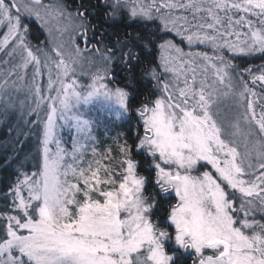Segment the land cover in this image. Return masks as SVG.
I'll return each instance as SVG.
<instances>
[{"label": "snow or ice", "instance_id": "1", "mask_svg": "<svg viewBox=\"0 0 264 264\" xmlns=\"http://www.w3.org/2000/svg\"><path fill=\"white\" fill-rule=\"evenodd\" d=\"M105 4L113 16L126 8L130 19L159 20L160 63L147 70L158 95L135 108L143 132L131 143L118 141L115 155L93 148L85 159L82 141L92 139L94 122L79 106L103 97L118 107V117L128 114L134 77L123 86L104 82L116 53L77 43L88 42L86 9L71 12L64 0H0V29H7L0 51L11 41L9 55L20 56L0 70V95L19 91L33 65L27 93L38 128L36 170H18L0 208V264H182L185 253L192 264H264V65L241 69L225 55H264V0ZM26 17L46 28L51 19L63 22L53 38L55 58L32 49ZM170 33L190 50L167 38ZM197 45L207 50H192ZM85 59L96 71L81 88L72 77ZM119 59L127 67L140 56L128 49ZM42 64L48 90L55 91L47 98L35 83ZM225 99L227 112L220 107ZM64 128L75 132L71 150L60 135ZM209 166L214 171H202ZM142 167L154 175L142 174Z\"/></svg>", "mask_w": 264, "mask_h": 264}, {"label": "trees", "instance_id": "2", "mask_svg": "<svg viewBox=\"0 0 264 264\" xmlns=\"http://www.w3.org/2000/svg\"><path fill=\"white\" fill-rule=\"evenodd\" d=\"M45 2H53V0H45ZM64 2L71 10L84 11L86 9L87 37L90 45L116 53L113 65V84L123 86L125 81L134 77L135 96L131 104L132 111L129 115L127 114L128 120L123 126L117 127L118 134L112 133L111 138H106L102 142V153L111 148L112 154L115 155L118 141L129 139L131 143L130 138L135 137L137 132L142 130L134 112L135 108L140 102L154 99L158 95L154 81L147 75V70L158 65L160 51L158 45L162 41L155 37L163 34L157 32L159 23L156 21L131 20L126 13L121 14L120 19H116L112 15L110 6L105 4V0H64ZM26 22L30 24V31L27 35L29 44L34 47L47 48L46 35L41 27L34 21L26 19ZM148 33L152 34V38ZM137 36L140 39H137ZM128 49L139 54L140 61L133 60L126 67L119 57L121 50L127 52ZM228 57L241 69L248 67L256 69L264 65V55L261 54L248 57ZM36 121L37 117L34 114L21 116L10 110H4L0 105V208L7 203L4 197L15 182L18 170L29 172L36 170L35 164L38 156V128L34 126ZM136 159L143 161L144 154L138 152ZM22 164L24 169L20 167ZM140 171L145 175H154L152 170L146 167H142ZM151 190V185H149V191ZM166 199L172 200L171 196ZM166 206L165 204L164 207ZM163 216L164 208L162 207L158 211V218L162 219ZM256 218L261 219L259 215ZM182 264H190L189 259L183 257Z\"/></svg>", "mask_w": 264, "mask_h": 264}, {"label": "rangeland", "instance_id": "3", "mask_svg": "<svg viewBox=\"0 0 264 264\" xmlns=\"http://www.w3.org/2000/svg\"><path fill=\"white\" fill-rule=\"evenodd\" d=\"M45 4H49L52 2H45ZM150 2V0H148ZM67 9L71 12H76L75 10H71L67 7ZM126 13L128 16V9H121L120 13L115 16L116 19H120L121 14ZM29 21H34L36 22L43 32L46 35V42H47V49L46 47H34L31 45L32 49H42L43 52H48L49 55L53 56L55 58V52L53 51V38L59 36V31L58 28L62 25L63 22L57 21L55 19H51L48 25V28L52 29V35H49V30L48 28L44 27L39 20H36L35 17L32 18H25ZM133 20V19H131ZM135 21H141L145 22L142 20H135ZM159 23V20H154ZM152 22V21H149ZM7 31L6 28L0 29V42L3 41L4 35ZM28 35V34H27ZM169 39H173L174 43H176L179 47L183 48L185 52L189 51L190 49L187 46V43L185 41H182L179 36H176L175 33H170L168 35ZM66 39V38H65ZM35 40V39H33ZM77 43L80 45L81 48H87L88 50L98 48V47H93L90 45V42L88 40L87 44L83 40H78ZM11 44V41H9V45ZM9 45H4V51H0V70L6 71L9 67H12L14 64L18 63L20 61V56L19 53L15 54L14 56L9 55V53L12 51L11 47ZM102 52L105 51L104 48H99ZM194 51H202V50H207L204 48L203 45H197L195 46ZM38 55L41 58V61L43 62V54L38 53ZM225 55H228L232 57L231 53H225ZM255 55V54H254ZM253 56V55H250ZM160 57H161V51H159V59H158V65L160 63ZM235 57H241V56H235ZM248 57V56H245ZM8 62V63H5ZM115 59L113 60L111 64V71L109 72L108 77L104 81L107 83L108 81H112V83L109 85L110 87H114L115 85L113 84V65H114ZM34 66L29 65L28 68L25 70L24 74V80L20 82L17 87L19 88V91L16 90H6L7 95H0V105L3 107L4 110H10L12 112L18 113L21 116H28L34 114L30 109L35 108V100L34 97L29 95L27 93V86H30L33 81H32V73H33ZM96 71V64L95 63H89L87 59H85L81 64H78L75 66V75L72 77V79H75L78 84L81 86V88H86L89 84L92 83V75ZM55 73L56 69L53 66V72L52 76L53 79L55 78ZM48 79H49V73L46 68L43 67V64L41 66V74L36 78L35 83L38 84V86L41 88V94L43 97L47 98L48 96H54L55 91H49L48 90ZM2 83V81H0ZM257 91H260L259 88ZM11 101L10 107L5 108V105ZM50 103V101L45 100L42 102V106L40 109V115L41 117L44 116V104ZM231 101L229 100H223L221 102V110L224 112L228 111V106L230 105ZM79 111L85 114L86 118L91 119L94 123L92 126V132L91 140H84L82 141L85 146H86V153H85V159H91L92 158V149L95 148L97 153H102L101 147H102V142H104L107 139L111 138L112 133L118 134L117 127L123 126L127 120L128 116L122 115L119 116L117 115L118 112V107L109 101H106L103 99V97H97L93 98L89 104H83L79 106ZM259 111V109H258ZM131 112V111H130ZM128 113V115L130 114ZM35 115V114H34ZM36 116V115H35ZM137 116V115H136ZM37 117V116H36ZM138 117V116H137ZM139 121V120H138ZM142 122L139 121V124L141 125ZM138 130V129H137ZM136 130V131H137ZM140 133L143 132V129H140ZM61 138L63 140V144L65 147H67L69 150L72 148V143H73V137L75 136L74 130L70 131L68 128H64L60 132ZM108 136V137H107ZM238 141L241 143V150H243L242 146V137L238 138ZM141 153V152H139ZM203 170H211L210 166L209 168L202 169ZM214 171V170H211ZM171 196L172 202H175L174 194H169V197ZM190 261V264H192V260L194 257H192L190 254L185 253Z\"/></svg>", "mask_w": 264, "mask_h": 264}, {"label": "flooded vegetation", "instance_id": "4", "mask_svg": "<svg viewBox=\"0 0 264 264\" xmlns=\"http://www.w3.org/2000/svg\"><path fill=\"white\" fill-rule=\"evenodd\" d=\"M183 257H184V258H188L186 255H183ZM183 257H182V258H183Z\"/></svg>", "mask_w": 264, "mask_h": 264}]
</instances>
